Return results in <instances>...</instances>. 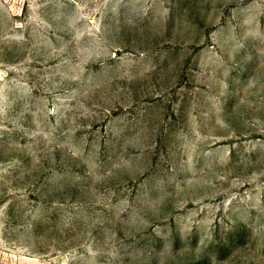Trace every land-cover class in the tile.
Instances as JSON below:
<instances>
[{
  "label": "rangeland",
  "instance_id": "obj_1",
  "mask_svg": "<svg viewBox=\"0 0 264 264\" xmlns=\"http://www.w3.org/2000/svg\"><path fill=\"white\" fill-rule=\"evenodd\" d=\"M0 264H264V0H0Z\"/></svg>",
  "mask_w": 264,
  "mask_h": 264
}]
</instances>
